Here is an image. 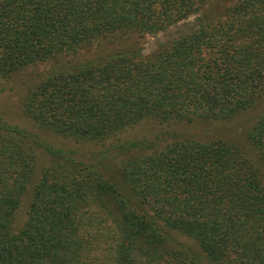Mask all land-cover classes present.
Wrapping results in <instances>:
<instances>
[{
	"label": "trees",
	"instance_id": "trees-1",
	"mask_svg": "<svg viewBox=\"0 0 264 264\" xmlns=\"http://www.w3.org/2000/svg\"><path fill=\"white\" fill-rule=\"evenodd\" d=\"M209 0H0V77L41 63L21 98L40 128L103 143L144 120L233 118L264 96V0H237L143 54ZM106 44V47H101ZM246 139L264 165V114ZM116 139L77 158L0 119V264H264V183L237 144ZM175 231L195 246L176 239Z\"/></svg>",
	"mask_w": 264,
	"mask_h": 264
},
{
	"label": "rangeland",
	"instance_id": "rangeland-1",
	"mask_svg": "<svg viewBox=\"0 0 264 264\" xmlns=\"http://www.w3.org/2000/svg\"><path fill=\"white\" fill-rule=\"evenodd\" d=\"M235 1L237 0H209L201 10L176 22L170 27L153 34H144L140 37L132 36L130 40L133 43L139 44V48L143 54H149L166 40L204 23L209 12L232 4ZM106 46V44H102L101 47ZM51 66L52 64L50 63H41L24 68L10 77H0V119L9 125L23 129L35 139L33 143L36 155L35 174L22 196L20 207L15 216V228H19L25 218L32 188L39 177L40 171L54 159V156L47 149L73 151L77 158H85L116 139L126 141L133 138L147 137L151 140L154 137L155 139L152 140V143L155 148H159L174 138L188 134L194 135L196 139L201 141L221 137L241 147L256 166L259 176L264 183V165L258 152L247 141L245 135L251 120L260 114H264V96L249 110L226 120L197 121L193 123H160L156 120L148 119L125 129L103 143L75 141L35 125L24 114L20 104L23 94L35 80V77L47 72ZM169 232L176 239L187 245L195 246L194 242L184 235L171 230Z\"/></svg>",
	"mask_w": 264,
	"mask_h": 264
}]
</instances>
